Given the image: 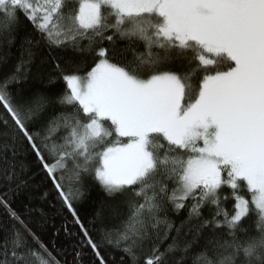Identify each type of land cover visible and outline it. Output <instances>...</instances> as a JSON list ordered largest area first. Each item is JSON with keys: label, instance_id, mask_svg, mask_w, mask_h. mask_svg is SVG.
I'll return each instance as SVG.
<instances>
[{"label": "snow or ice", "instance_id": "1", "mask_svg": "<svg viewBox=\"0 0 264 264\" xmlns=\"http://www.w3.org/2000/svg\"><path fill=\"white\" fill-rule=\"evenodd\" d=\"M0 209V264H264V0H0Z\"/></svg>", "mask_w": 264, "mask_h": 264}, {"label": "trees", "instance_id": "2", "mask_svg": "<svg viewBox=\"0 0 264 264\" xmlns=\"http://www.w3.org/2000/svg\"><path fill=\"white\" fill-rule=\"evenodd\" d=\"M16 52V49H13ZM62 87V86H58ZM32 172L37 173L30 187L23 189L18 195L13 194L11 203L12 207L17 211L24 213L26 208L34 209L29 219H31V227L34 230L42 231L45 239L53 238L59 245L67 247L68 252H72V248L79 241V227L74 225L71 213L62 208L60 202L56 198V193L52 190V185L48 182L35 165L32 166ZM44 192H48V198L41 199ZM106 199L104 192L99 185H91L85 191V195L76 203V208L81 219L87 223L92 219L95 209L102 200ZM43 212V215H41ZM8 218L3 209H0V222L6 221ZM67 226L68 232L64 231ZM99 240V234H95ZM122 253L113 248H107V256L109 261L120 264ZM71 261V255L68 256Z\"/></svg>", "mask_w": 264, "mask_h": 264}]
</instances>
